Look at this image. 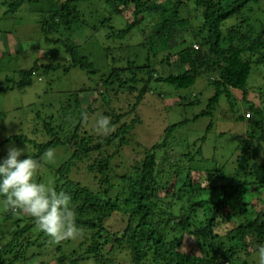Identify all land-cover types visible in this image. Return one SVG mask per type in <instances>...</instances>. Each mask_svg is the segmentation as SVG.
<instances>
[{"label": "trees", "instance_id": "16d2710c", "mask_svg": "<svg viewBox=\"0 0 264 264\" xmlns=\"http://www.w3.org/2000/svg\"><path fill=\"white\" fill-rule=\"evenodd\" d=\"M105 1L128 23L123 29H116L112 16L101 20L103 26L109 25L108 37L117 41L125 39L146 14L160 11L162 21L154 27L152 37L145 38L140 45L152 46L156 61L150 56L138 57L135 63L139 67L132 63L121 66V58L112 56L109 49V71L102 74L90 57L80 52V45L71 37L74 30L70 31L75 24H86V13L104 12L97 5L91 8L92 0H62L55 8L43 10L44 15L40 17L46 41L66 50L67 70L78 67L92 78L99 77L95 87L103 98L111 88L115 91L118 84L124 87L132 84L130 90L134 91L141 83L144 87L138 95V104L152 80L186 89L200 75L213 73L211 82L215 94L202 115L212 114L224 94L231 98L233 89L246 92L253 69L264 64V19L254 15L264 0ZM25 2L35 4L39 0H11L5 15L17 12ZM190 9L196 15H190ZM186 15L200 20L190 28L192 38L186 37L187 23H191ZM230 19L233 21L227 24ZM51 51L55 53L52 57L58 56V51ZM161 62L170 66L169 72L159 68ZM52 68L56 66L37 59L31 69L20 73L19 80L8 76V86H0V92L30 86L35 70ZM100 87L105 91H100ZM88 91L83 87L75 92L78 109L81 108L80 93ZM250 110L248 130L232 166L211 161V166H205L210 163L196 159L201 150L193 156L181 155L178 164L172 165L175 171L166 187L161 186L160 164L162 160L171 162L172 159L167 152V157L161 160L158 152L168 148L170 136L184 122L170 126L167 140L147 151L141 160L134 161L129 172L114 178L112 161L127 142L128 132L137 120L112 133L96 136L84 130L80 115L75 129L61 137L59 130L65 125L55 126L58 117L48 113L43 120L53 136L51 140L37 142L27 135L18 139L31 143L34 151L28 155L39 162L38 172L42 171L45 153L50 148L59 144L74 147L68 161L36 177L37 182L45 181L44 184L70 197L79 230L74 238L65 239L72 244L70 250L57 246L53 264H238L245 256L255 254L257 245L264 243V126L262 109L252 105ZM117 112L111 107L105 113L110 117V128H115L126 114ZM76 121L75 117L69 119L72 124ZM116 144L119 145L116 147ZM111 146L116 151L106 153L105 147ZM75 169L88 171L95 189L75 181L72 175ZM200 192L209 193V198L199 197ZM0 201L3 202L2 196ZM16 212L6 209L5 219L13 220L19 216ZM21 214L25 216L17 222L24 223V227L16 231L0 224V264L25 260L42 239L44 232L38 229L34 219ZM235 220H240L236 226L232 224Z\"/></svg>", "mask_w": 264, "mask_h": 264}, {"label": "rangeland", "instance_id": "374dc122", "mask_svg": "<svg viewBox=\"0 0 264 264\" xmlns=\"http://www.w3.org/2000/svg\"><path fill=\"white\" fill-rule=\"evenodd\" d=\"M9 1L11 0H0V86H8L6 81L8 76L19 80L20 73L31 69L37 59L44 64H54L56 69L35 70L30 86L0 92V158L6 156L7 149L13 146L26 149L25 154L34 151L31 143L22 142L19 137L27 135L30 140L37 142L51 140L53 136L50 130L45 128L47 125H44L43 120L49 114L58 117L55 126L65 125L64 129L59 130L61 137L68 136L75 129L76 123L81 120L80 115L83 116L84 130L95 133L96 136L103 135L96 131V121L101 117H107L105 113L112 107L119 111L117 113L121 111L126 114L115 128H111L110 133L137 120L134 128L128 132L127 142L119 148L120 153L115 155L112 161L114 178L129 172L134 161L141 160L146 156L147 151L167 140L170 126L185 123L170 136L168 148L158 152L159 159L166 158L168 152L171 162H176L162 160L160 164V169L163 170L161 186L166 187L181 155L193 156L201 150L196 159L210 163L205 166H211V162H217L220 166H232L240 153L248 130L252 105L262 109L264 126V64L253 69L246 92L233 89L230 91L231 98L224 94L212 114L202 115L207 108L208 100L215 94V86L211 82L213 73L200 75L196 83L186 89H178L170 83L152 80L138 104V95L144 87L141 83L136 85L134 91L130 90L132 84L125 87L118 84L117 87L115 86V89L117 88L115 91L111 88L103 98L95 87L99 77L92 78L78 67L67 70L66 50L61 45L48 43L41 31L40 17L44 15L43 10L55 8L62 0H39L35 4L25 2L17 12L5 15ZM91 5L93 9L97 6L101 7L104 12L100 14L94 10L93 14L86 13V24H81L83 26L75 24L70 31L74 30L71 37L76 41L77 46L80 45V52L88 55L102 74L109 71V49L112 56L121 58L122 61L119 59L121 66L132 63L134 67H139V63H135L138 57L144 59L150 56L156 61L152 46L150 48L140 45L145 38L152 37L154 27L162 21L160 11L146 14L125 39L117 41L108 37L109 25L103 26L100 22L103 17L112 16V24L115 28L123 29L128 24L127 20L115 14L105 0H92ZM260 6L254 15L264 19V2ZM190 15L194 16L196 12L191 10ZM188 19L191 23H187L186 37L192 38L189 34L190 28L198 25L200 20L190 17ZM232 21L233 19H230L226 23L230 24ZM97 25L99 28L96 27ZM197 45L199 46V43ZM50 48L58 51V56L52 57L55 53ZM162 57V55L158 57L159 61ZM173 62L176 65L177 62ZM158 66L164 72H169L171 69L165 62H161ZM139 75L141 77L143 74ZM97 83L100 84V80ZM83 87L87 91L90 88L94 90L80 93L81 108L78 109L74 100L75 92ZM100 91L104 92L105 89L100 87ZM136 104L137 107L134 109ZM74 117L77 121L72 124L69 119ZM56 134L57 131L54 129L55 137ZM12 137L14 139L10 140ZM6 140L9 142L5 143ZM105 150L106 153L112 154L116 148L105 147ZM47 152H51L52 155L50 158L44 156V167L37 174L43 175L44 172L60 167L71 158L74 147L59 144ZM195 173L197 175V172ZM72 175L75 181L95 189L93 177L85 169H75ZM198 177L199 174L196 178ZM202 195L203 198H209L207 192L198 193L199 197ZM5 212L6 208L0 201V224H6L10 231L24 227V223L17 222L19 218H24L22 212L17 211L19 216L13 220H6ZM237 223H240V220H235L232 224L236 226ZM41 237L39 244L29 251L25 260L20 259L11 264H53L52 256L56 253L57 246L62 245L66 251L72 247V244L67 243L65 239L54 240L46 233ZM187 247L189 249L188 244ZM238 264H258L256 254L245 256V259Z\"/></svg>", "mask_w": 264, "mask_h": 264}, {"label": "clouds", "instance_id": "9594fccd", "mask_svg": "<svg viewBox=\"0 0 264 264\" xmlns=\"http://www.w3.org/2000/svg\"><path fill=\"white\" fill-rule=\"evenodd\" d=\"M96 125L100 134L111 131L108 117L99 118ZM26 152V149L13 146L0 158V196L4 207L29 215L38 229L54 240L74 238L79 230L70 197L37 182L39 162L28 153L25 155ZM51 155V152L45 153L46 157ZM255 254L258 264H264V243L257 245Z\"/></svg>", "mask_w": 264, "mask_h": 264}, {"label": "built area", "instance_id": "2783aa9c", "mask_svg": "<svg viewBox=\"0 0 264 264\" xmlns=\"http://www.w3.org/2000/svg\"><path fill=\"white\" fill-rule=\"evenodd\" d=\"M195 47L198 48V45H196Z\"/></svg>", "mask_w": 264, "mask_h": 264}]
</instances>
